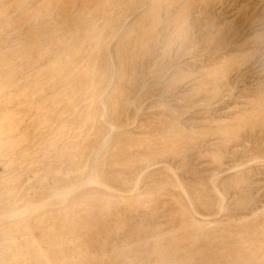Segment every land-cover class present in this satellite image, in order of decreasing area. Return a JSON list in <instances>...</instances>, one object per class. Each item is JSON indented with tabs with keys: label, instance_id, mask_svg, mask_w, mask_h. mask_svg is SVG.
<instances>
[{
	"label": "rangeland",
	"instance_id": "rangeland-1",
	"mask_svg": "<svg viewBox=\"0 0 264 264\" xmlns=\"http://www.w3.org/2000/svg\"><path fill=\"white\" fill-rule=\"evenodd\" d=\"M0 264H264V0H0Z\"/></svg>",
	"mask_w": 264,
	"mask_h": 264
}]
</instances>
